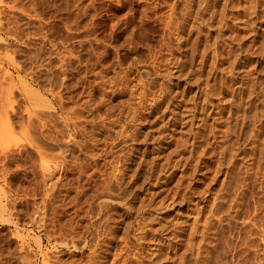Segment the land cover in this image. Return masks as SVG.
I'll return each instance as SVG.
<instances>
[{
	"label": "rangeland",
	"instance_id": "1",
	"mask_svg": "<svg viewBox=\"0 0 264 264\" xmlns=\"http://www.w3.org/2000/svg\"><path fill=\"white\" fill-rule=\"evenodd\" d=\"M261 6L0 0V264H264Z\"/></svg>",
	"mask_w": 264,
	"mask_h": 264
},
{
	"label": "bare ground",
	"instance_id": "2",
	"mask_svg": "<svg viewBox=\"0 0 264 264\" xmlns=\"http://www.w3.org/2000/svg\"><path fill=\"white\" fill-rule=\"evenodd\" d=\"M205 1V0H204ZM255 1V0H254ZM223 2V1H222ZM247 2V1H246ZM254 3V2H253ZM204 4V3H203ZM238 4V3H237ZM249 4V3H248ZM256 4V3H255ZM258 4V3H257ZM207 5V4H206ZM228 5V4H227ZM182 6V5H181ZM190 6V5H189ZM232 6V5H231ZM261 7H264V6H261ZM205 8V7H204ZM210 8V7H209ZM213 8V7H212ZM237 8H238V6H237ZM257 8V7H256ZM206 9V8H205ZM249 9V8H248ZM262 9V8H261ZM233 10V9H232ZM187 11V10H186ZM190 12V11H189ZM262 12V11H261ZM217 13V12H216ZM245 13V12H244ZM249 13H251V12H249ZM247 14V13H246ZM252 14V13H251ZM254 14V13H253ZM216 15V14H215ZM220 15V14H219ZM258 15V14H257ZM173 17V16H172ZM216 18V17H215ZM246 19V18H245ZM251 19V18H250ZM262 19V18H261ZM262 20H264V19H262ZM256 21V20H255ZM246 22V21H245ZM254 22V21H253ZM217 23V22H216ZM247 23H249V22H247ZM199 24V23H198ZM211 24V23H210ZM224 24V23H223ZM229 24V23H228ZM218 25V24H217ZM185 26V25H184ZM239 26V25H238ZM242 26V25H241ZM188 27V26H187ZM213 27V26H212ZM220 27V26H219ZM185 28V27H184ZM192 28V27H191ZM218 28V27H217ZM229 28H230V26H229ZM245 28V27H244ZM253 28V27H252ZM238 29V28H237ZM262 29H264V28H262ZM189 32V31H188ZM187 34V33H186ZM189 34V33H188ZM224 34V33H223ZM259 34V33H258ZM214 35V34H213ZM233 35V34H232ZM238 35V34H237ZM250 35V34H249ZM256 35V34H255ZM231 36V35H230ZM236 36V35H235ZM195 37V36H194ZM241 37V39H242V36H240ZM228 38V37H227ZM237 38V37H236ZM235 38V39H236ZM238 38H239V36H238ZM262 38V37H261ZM187 39V38H186ZM192 39V38H191ZM193 40V39H192ZM191 40V41H192ZM224 40V39H223ZM250 40V39H249ZM182 41V40H181ZM186 41V40H185ZM182 43V42H181ZM186 43V42H185ZM192 43V42H191ZM259 43V42H258ZM262 42H260V44H261ZM183 45V44H182ZM235 45V44H234ZM186 46V45H185ZM260 46V45H259ZM189 47V46H188ZM244 47V46H243ZM247 47V46H246ZM257 47H258V45H257ZM255 48V47H254ZM261 48H264V47H261ZM203 49H205V48H203ZM208 49V48H207ZM238 49V48H237ZM69 50V49H68ZM192 50H193V47H192ZM206 50V49H205ZM195 51V50H194ZM199 51V50H198ZM239 51V50H238ZM257 51V50H256ZM219 52V51H218ZM255 52V51H254ZM71 53V52H70ZM226 53V52H225ZM238 53V52H237ZM243 53V52H242ZM220 54V53H219ZM262 54V53H261ZM218 55V54H217ZM237 55V54H236ZM224 56V55H223ZM227 56H229V55H227ZM221 57V56H220ZM219 57V58H220ZM226 57V56H225ZM233 57V56H232ZM235 57V56H234ZM238 57V56H237ZM190 58H192V57H190ZM211 58V57H210ZM213 58V57H212ZM81 59V58H80ZM189 59V58H188ZM202 59V58H201ZM79 60V59H78ZM99 60V59H98ZM228 60V59H227ZM186 61V60H185ZM229 61V60H228ZM96 62V61H95ZM201 63V62H200ZM206 63V62H205ZM177 64V63H176ZM184 64V63H183ZM214 64V63H213ZM221 65V64H220ZM202 66V65H201ZM227 66V65H226ZM231 66V65H230ZM253 66V65H252ZM260 66V65H259ZM213 67V66H212ZM219 67V66H218ZM261 67V66H260ZM259 67V68H260ZM69 68V67H68ZM83 68V67H82ZM250 68V67H249ZM185 69V68H184ZM197 69V68H196ZM168 70V69H167ZM209 70H211V69H209ZM208 70V71H209ZM230 70V69H229ZM237 70V69H236ZM241 70V69H240ZM198 71V70H197ZM251 71V70H250ZM219 72H221V71H219ZM240 72V71H239ZM230 73V72H229ZM74 74V73H73ZM154 74V73H153ZM179 74V73H178ZM252 74V73H251ZM146 75V74H145ZM154 76V75H153ZM221 77V76H220ZM190 78V77H189ZM82 79V78H81ZM153 79V78H152ZM173 79V78H172ZM205 79V78H204ZM208 79V78H207ZM230 79H231V77H230ZM79 80V79H78ZM83 80V79H82ZM157 80V79H156ZM203 80V79H202ZM213 80V79H212ZM145 81V80H144ZM207 81V80H206ZM258 81V80H257ZM194 82V81H193ZM200 82V81H199ZM219 82H220V79H219ZM149 83V82H148ZM254 83V82H253ZM262 83V82H261ZM192 84V83H191ZM186 85V84H185ZM202 85V84H201ZM224 85V84H223ZM144 86V85H143ZM198 86V85H197ZM245 86H246V84H245ZM249 86V85H248ZM160 87V86H159ZM231 87V86H230ZM260 87V86H259ZM172 88V87H171ZM197 88V87H196ZM199 89V88H198ZM220 89V88H219ZM229 89V88H228ZM233 89V88H232ZM205 90V89H204ZM196 91V90H195ZM200 91V90H199ZM231 91V90H230ZM233 91V90H232ZM247 92V91H246ZM103 93V92H102ZM211 93V92H210ZM220 93V92H219ZM235 93V92H234ZM257 93V92H256ZM25 94H27V92L25 93ZM247 94V93H246ZM35 95H37V93L35 92ZM77 95V94H76ZM103 95V94H102ZM188 95V94H187ZM212 95H213V93H212ZM28 96V95H27ZM38 96L40 97V95L38 94ZM176 96V95H175ZM190 96V95H189ZM166 97V96H165ZM203 97V96H202ZM206 97V96H205ZM251 97V96H250ZM28 98V97H27ZM31 98V97H30ZM41 98V97H40ZM59 98V97H58ZM168 98V97H167ZM207 98V97H206ZM231 98V97H230ZM252 98V97H251ZM176 99V98H175ZM193 99V98H192ZM248 99V98H247ZM31 100V99H30ZM36 100V99H35ZM35 100H34V102H35ZM208 100V99H207ZM31 101H33V100H31ZM42 101V100H41ZM43 101H45L44 99H43ZM192 101V100H191ZM200 101V100H199ZM203 101V100H202ZM209 101V100H208ZM33 102V103H34ZM37 102V101H36ZM168 102V101H167ZM166 102V103H167ZM236 102V101H235ZM32 103V102H31ZM40 103V102H39ZM64 103V102H63ZM160 103V102H159ZM204 103V102H203ZM223 103V102H222ZM43 104H44V102H43ZM191 104V103H190ZM201 104V103H200ZM213 104V103H212ZM248 104V103H247ZM31 105V104H30ZM37 105V104H36ZM39 105V104H38ZM143 105V104H142ZM193 105V104H192ZM205 105V104H204ZM210 105V104H209ZM215 105V104H214ZM34 106V105H33ZM41 106H45V105H41ZM40 106V107H41ZM139 106V105H138ZM208 106V105H207ZM231 106V105H230ZM39 107V106H38ZM63 107V106H62ZM65 107V106H64ZM144 107V106H143ZM167 107V106H166ZM184 107V106H183ZM234 107V106H233ZM32 108V107H31ZM59 108H60V106H59ZM201 108V107H200ZM247 108V107H246ZM35 109V108H34ZM47 109V108H46ZM54 109V108H53ZM222 109V108H221ZM3 110V109H2ZM48 110H49V107H48ZM187 110H188V108H187ZM193 110V109H192ZM208 110V109H207ZM38 111V110H37ZM164 111V110H163ZM189 111H191V110H189ZM204 111V110H203ZM26 112V111H25ZM138 112V111H137ZM177 112V111H176ZM239 112H240V110H239ZM45 113H46V111H45ZM3 114H5L4 113V111H3ZM36 114V113H35ZM40 114V113H39ZM189 114V113H188ZM51 115V114H50ZM207 115V114H206ZM230 115V114H229ZM16 116V115H15ZM54 116V115H53ZM208 116V115H207ZM214 116V115H213ZM220 116V115H219ZM224 116V115H223ZM253 116H255V115H253ZM7 117V116H6ZM52 116H50V118H51ZM248 117V116H247ZM252 117V116H251ZM139 118V117H138ZM144 118V117H143ZM191 118V117H190ZM215 118H216V116H215ZM184 119V118H183ZM8 120V119H7ZM133 120V119H132ZM186 120V119H185ZM29 121V120H28ZM48 121V120H47ZM201 121V120H200ZM221 121H222V119H221ZM215 123V122H214ZM226 123V122H225ZM50 124V123H49ZM222 124V123H221ZM173 125V124H172ZM182 125V124H181ZM183 125H185V124H183ZM40 126V125H39ZM66 127H67V125H66ZM189 128V127H188ZM74 129V128H73ZM155 129V128H154ZM82 130V129H81ZM150 130V129H149ZM158 130V129H157ZM199 130V129H198ZM153 131V130H152ZM156 131V130H155ZM134 132V131H133ZM195 133V132H194ZM133 134V133H132ZM145 134V133H144ZM155 134H157V133H155ZM172 134V133H171ZM189 134V133H188ZM217 134V133H216ZM93 135V134H92ZM161 136V135H160ZM173 136V135H172ZM145 137V136H144ZM150 137V136H149ZM43 138V137H42ZM164 138V137H163ZM187 138V137H186ZM49 139V138H48ZM176 140V139H175ZM48 141V140H47ZM56 141V140H55ZM93 141V140H92ZM167 141V140H166ZM58 142V141H57ZM153 143V142H152ZM188 143V142H187ZM35 144V143H34ZM196 144V143H195ZM198 144V143H197ZM50 145V144H49ZM193 145V144H192ZM74 147V146H73ZM178 147V146H177ZM42 148V147H41ZM187 148V147H186ZM190 149V148H189ZM78 150V149H77ZM81 150V149H80ZM45 151V150H44ZM138 151V150H137ZM172 151V150H171ZM174 151V150H173ZM192 151V150H191ZM195 151V150H194ZM42 153V152H41ZM41 153H40V155H41ZM171 153V152H170ZM173 153V152H172ZM157 154V153H156ZM196 154V153H195ZM36 155V154H35ZM162 155V154H161ZM182 155V154H181ZM44 156V155H43ZM147 156V155H146ZM50 157V156H49ZM138 157V156H137ZM159 157V156H158ZM162 157V156H161ZM166 157V156H165ZM142 159V158H141ZM177 159V158H176ZM187 159V158H186ZM185 159V160H186ZM189 159V158H188ZM135 160V159H134ZM145 160V159H144ZM147 160V159H146ZM179 160V159H178ZM181 160V159H180ZM193 160V159H192ZM148 161V160H147ZM161 161V160H160ZM182 161V160H181ZM40 162H41V159H40ZM43 162V161H42ZM167 162V161H166ZM175 162V161H174ZM39 163V162H38ZM44 163V162H43ZM138 163V162H137ZM140 163V162H139ZM47 164H48V162H47ZM41 165H42V163H41ZM44 165V164H43ZM133 165V164H132ZM135 165V164H134ZM148 165H149V163H148ZM161 165V164H160ZM172 165V164H171ZM55 166V165H54ZM192 166V165H191ZM145 167V166H144ZM150 167V166H149ZM157 167H158V165H157ZM1 168V167H0ZM39 168V167H38ZM174 168V167H173ZM146 169V168H145ZM34 170V169H33ZM49 170V169H48ZM38 171H40L39 169H38ZM47 171V170H46ZM45 173V172H44ZM127 173V172H126ZM148 173V172H147ZM152 173V172H151ZM52 174V173H51ZM153 174V173H152ZM46 175V174H45ZM49 175V174H48ZM157 175V174H156ZM5 176V175H4ZM35 176V175H34ZM127 176V175H126ZM185 176V175H184ZM45 177V176H44ZM144 177V176H143ZM142 177V178H143ZM146 177V176H145ZM148 177V176H147ZM146 177V178H147ZM181 177V176H180ZM41 178H42V176H41ZM127 178V177H126ZM185 178V177H184ZM113 179V178H112ZM119 179V178H118ZM116 180V179H115ZM175 180H177V179H175ZM4 181H5V178H4ZM163 181V180H162ZM161 181V182H162ZM45 182V181H44ZM88 182V181H87ZM160 182V181H159ZM105 183V182H104ZM112 183V182H111ZM140 183V182H139ZM113 184V183H112ZM188 186V185H187ZM120 188V187H119ZM1 189V188H0ZM109 189V188H108ZM115 189V188H114ZM166 189V188H165ZM164 189V190H165ZM181 189V188H180ZM103 190V189H102ZM120 190V189H119ZM149 190V189H148ZM163 190V189H162ZM186 190V189H185ZM49 191V190H48ZM92 191V190H91ZM97 191V190H96ZM111 191V190H110ZM146 191V190H145ZM116 192V191H115ZM150 192V191H149ZM157 192V191H156ZM194 192V191H193ZM48 193V192H47ZM82 193V192H81ZM108 193V192H107ZM116 193H118V192H116ZM160 193V192H159ZM51 194V193H50ZM76 194V193H75ZM80 194V193H79ZM78 194V195H79ZM106 194V193H105ZM115 194V193H114ZM194 194V193H193ZM47 195V194H46ZM111 195H112V192H111ZM151 195V194H150ZM180 195V194H179ZM107 196V195H106ZM118 196V195H117ZM172 196V195H171ZM174 196V195H173ZM176 196V195H175ZM115 197V196H114ZM127 197V196H126ZM132 197V196H131ZM134 197V196H133ZM79 198V197H78ZM141 198V197H140ZM173 198V197H172ZM124 199H126L125 197H124ZM183 199V198H182ZM187 200V199H186ZM192 200V199H191ZM201 200V199H200ZM42 202H44V201H42ZM118 202V201H117ZM135 202V201H134ZM143 202H145V201H143ZM161 202V201H160ZM173 202V201H172ZM183 202V201H182ZM187 202V201H186ZM192 202V201H191ZM122 203V202H121ZM159 203V202H158ZM8 204V203H7ZM136 204V203H135ZM187 204V203H186ZM193 204H195V203H193ZM75 205V204H74ZM156 205V204H155ZM87 206V205H86ZM137 206V205H136ZM150 206V205H149ZM106 207V206H105ZM130 207V206H129ZM195 207V206H194ZM199 207V206H198ZM60 208V207H59ZM80 208V207H79ZM86 208H88V207H86ZM127 208V207H126ZM138 208H140V207H138ZM144 208V207H143ZM147 208V207H146ZM152 208V207H151ZM6 209V208H5ZM78 209V208H77ZM142 209V208H141ZM159 209H160V207H159ZM196 210H197V208H195ZM155 210V209H154ZM78 211V210H77ZM85 211V210H84ZM163 211V210H162ZM59 212V211H58ZM64 212V211H63ZM86 213H87V211H85ZM94 212V211H93ZM155 212H156V210H155ZM197 212V211H196ZM123 213V212H122ZM203 213V212H202ZM74 214V213H73ZM127 214V213H126ZM129 214V213H128ZM147 214V213H146ZM151 214V213H150ZM106 215V214H105ZM142 215V214H141ZM152 215V214H151ZM198 215V214H197ZM72 216V215H71ZM109 216V215H108ZM164 216V215H163ZM200 216V215H199ZM203 216V215H202ZM81 217V216H80ZM84 217V216H83ZM102 217H104V216H102ZM126 217V216H125ZM168 217V216H167ZM195 217V216H194ZM105 218H107V217H105ZM148 218V217H147ZM197 218V217H196ZM195 218V219H196ZM108 219V218H107ZM122 219H123V217H122ZM158 219V218H157ZM194 219V220H195ZM71 220V219H70ZM132 220V219H131ZM80 221V220H79ZM6 222V221H5ZM160 222V221H159ZM171 222V221H170ZM200 222V221H199ZM99 223V222H98ZM97 223V224H98ZM127 223V222H126ZM151 223V222H150ZM206 223V222H205ZM52 224V223H51ZM57 224V223H56ZM71 224V223H70ZM14 225V224H13ZM47 225V224H46ZM50 225V224H49ZM59 225H61V224H59ZM138 225V224H137ZM144 225H146V224H144ZM143 225V226H144ZM195 225H196V223H195ZM54 226V225H53ZM67 226V225H66ZM125 226H127V225H125ZM193 225H191V227H192ZM55 227V226H54ZM60 227V226H59ZM62 227V226H61ZM147 227V226H146ZM145 227V228H146ZM186 227V226H185ZM190 227V228H191ZM142 228V227H141ZM187 228V227H186ZM189 228V227H188ZM195 228V227H194ZM67 229V228H66ZM69 229V228H68ZM95 229V228H94ZM125 229V228H124ZM148 229H150V228H148ZM160 229V228H159ZM182 229V228H181ZM62 230V229H61ZM76 230V229H75ZM93 230V229H92ZM174 230V229H173ZM180 230V229H179ZM195 230V229H194ZM48 231V230H47ZM50 231V230H49ZM52 231V230H51ZM126 232L127 230H123V232ZM157 231V230H156ZM176 231V230H175ZM190 231V230H189ZM45 232V231H44ZM191 232V231H190ZM96 233V232H95ZM111 233V232H110ZM145 233V232H144ZM154 233V232H153ZM179 233V232H178ZM171 234V233H170ZM49 235V234H48ZM55 235H56V233H55ZM80 235V234H79ZM107 235V234H106ZM124 235V234H123ZM191 235V234H190ZM51 236V235H50ZM151 236V235H150ZM172 236V235H171ZM38 237V236H37ZM68 238V237H67ZM90 238V237H89ZM121 238V237H120ZM140 238V237H139ZM18 239V238H17ZM109 239V238H108ZM164 239V238H163ZM173 239V238H172ZM185 239H187L186 237H185ZM72 240V239H71ZM82 240V239H81ZM69 241V240H68ZM84 241V240H83ZM146 241V240H145ZM150 241V240H149ZM194 241V240H193ZM114 242V241H113ZM153 242V241H152ZM174 242V241H173ZM36 243V242H35ZM78 243V242H77ZM108 243V242H107ZM167 243V242H166ZM187 243H189V242H187ZM37 244V243H36ZM121 244V243H120ZM123 244V243H122ZM125 244V243H124ZM162 244V243H161ZM177 244V243H176ZM73 245H75V244H73ZM129 245V244H128ZM189 245V244H188ZM69 246V245H68ZM76 246V245H75ZM79 246V245H78ZM166 246V245H165ZM165 246H164V248H165ZM182 246V245H181ZM93 247V246H92ZM136 247V246H135ZM158 247V246H157ZM188 247V246H187ZM115 248V247H114ZM27 249V248H26ZM92 249V248H91ZM100 249H101V247H100ZM188 249V248H187ZM124 250V249H123ZM159 250V249H158ZM30 251V250H29ZM40 251V250H39ZM57 251V250H56ZM120 251V250H119ZM164 251V250H163ZM23 252V251H22ZM32 252V251H31ZM71 252V251H70ZM100 252V251H99ZM135 252V251H134ZM159 252V251H158ZM27 253V252H26ZM46 253V252H45ZM96 253V252H95ZM105 253H106V251H105ZM17 254V253H16ZM32 254H33V252H32ZM128 254V253H127ZM152 254V253H151ZM55 255V254H54ZM157 255V254H156ZM155 255V256H156ZM3 256V255H2ZM32 256V255H31ZM110 256H111V254H110ZM131 256V255H130ZM160 256V255H159ZM166 257V256H165ZM26 258V257H25ZM48 258V257H47ZM61 258V257H60ZM114 258V257H113ZM142 258V257H141ZM127 259V258H126ZM16 260V259H15ZM26 260H27V258H26ZM85 260V259H84ZM163 260H164V258H163ZM25 261V260H24ZM23 261V262H24ZM61 261V260H60ZM73 261V260H72ZM114 261V260H113ZM140 261V260H139ZM161 261V260H160ZM27 262V261H26ZM44 263H45V261H43ZM88 262V261H87ZM43 263V264H44ZM72 263V262H71ZM90 263V262H89ZM125 263V262H124ZM151 263V262H150ZM24 264V263H23ZM27 264V263H26ZM110 264V263H109ZM122 264H123V262H122Z\"/></svg>",
	"mask_w": 264,
	"mask_h": 264
}]
</instances>
